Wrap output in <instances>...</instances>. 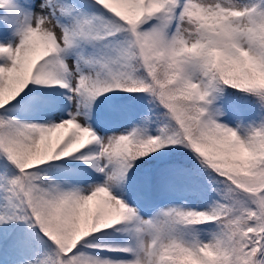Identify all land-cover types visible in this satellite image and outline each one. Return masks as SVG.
<instances>
[{"label":"snow or ice","instance_id":"1","mask_svg":"<svg viewBox=\"0 0 264 264\" xmlns=\"http://www.w3.org/2000/svg\"><path fill=\"white\" fill-rule=\"evenodd\" d=\"M0 264H264V0H0Z\"/></svg>","mask_w":264,"mask_h":264}]
</instances>
